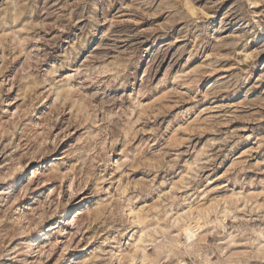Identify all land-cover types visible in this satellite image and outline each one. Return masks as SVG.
Returning <instances> with one entry per match:
<instances>
[{"label": "rangeland", "instance_id": "rangeland-1", "mask_svg": "<svg viewBox=\"0 0 264 264\" xmlns=\"http://www.w3.org/2000/svg\"><path fill=\"white\" fill-rule=\"evenodd\" d=\"M0 264H264V0H0Z\"/></svg>", "mask_w": 264, "mask_h": 264}]
</instances>
